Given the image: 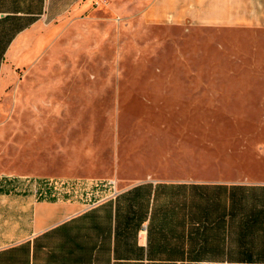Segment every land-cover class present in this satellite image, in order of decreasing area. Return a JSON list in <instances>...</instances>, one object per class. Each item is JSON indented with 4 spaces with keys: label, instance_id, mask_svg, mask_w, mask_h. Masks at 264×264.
I'll use <instances>...</instances> for the list:
<instances>
[{
    "label": "rangeland",
    "instance_id": "obj_1",
    "mask_svg": "<svg viewBox=\"0 0 264 264\" xmlns=\"http://www.w3.org/2000/svg\"><path fill=\"white\" fill-rule=\"evenodd\" d=\"M250 8L183 20L85 0L45 21L42 56L0 84L1 245L28 235L40 197L93 204L147 175L264 180V6Z\"/></svg>",
    "mask_w": 264,
    "mask_h": 264
},
{
    "label": "crops",
    "instance_id": "obj_2",
    "mask_svg": "<svg viewBox=\"0 0 264 264\" xmlns=\"http://www.w3.org/2000/svg\"><path fill=\"white\" fill-rule=\"evenodd\" d=\"M85 0H0V84L42 56L43 24ZM183 20H249L264 0H153ZM252 14L254 16L252 17ZM82 224L80 236H43ZM46 240V242H44ZM0 264H264V180L151 175L97 202L37 199Z\"/></svg>",
    "mask_w": 264,
    "mask_h": 264
}]
</instances>
